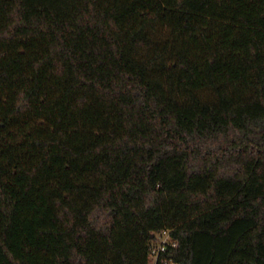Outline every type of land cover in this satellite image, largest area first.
<instances>
[{
  "label": "trees",
  "instance_id": "obj_1",
  "mask_svg": "<svg viewBox=\"0 0 264 264\" xmlns=\"http://www.w3.org/2000/svg\"><path fill=\"white\" fill-rule=\"evenodd\" d=\"M164 231L156 264H264V0H0V264Z\"/></svg>",
  "mask_w": 264,
  "mask_h": 264
},
{
  "label": "built area",
  "instance_id": "obj_2",
  "mask_svg": "<svg viewBox=\"0 0 264 264\" xmlns=\"http://www.w3.org/2000/svg\"><path fill=\"white\" fill-rule=\"evenodd\" d=\"M162 233H167L168 235L161 240L158 246H151V255L155 256L157 261L159 259L160 254L162 252H165L169 246H177V241L171 237L170 231H164Z\"/></svg>",
  "mask_w": 264,
  "mask_h": 264
},
{
  "label": "rangeland",
  "instance_id": "obj_3",
  "mask_svg": "<svg viewBox=\"0 0 264 264\" xmlns=\"http://www.w3.org/2000/svg\"><path fill=\"white\" fill-rule=\"evenodd\" d=\"M167 235H168L167 233L166 234L165 233H158V234H156L155 238L151 240V243H150L151 246L152 245L158 246L160 244L161 240L164 237H166ZM156 261H157L156 260V257L153 256V255H150V264H156L157 263Z\"/></svg>",
  "mask_w": 264,
  "mask_h": 264
},
{
  "label": "water",
  "instance_id": "obj_4",
  "mask_svg": "<svg viewBox=\"0 0 264 264\" xmlns=\"http://www.w3.org/2000/svg\"><path fill=\"white\" fill-rule=\"evenodd\" d=\"M154 237V235L152 236V238Z\"/></svg>",
  "mask_w": 264,
  "mask_h": 264
}]
</instances>
